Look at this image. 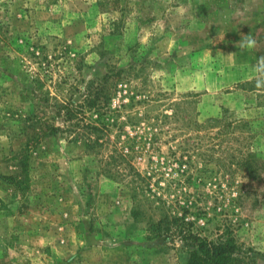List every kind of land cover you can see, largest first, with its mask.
Returning <instances> with one entry per match:
<instances>
[{
    "label": "rangeland",
    "instance_id": "rangeland-1",
    "mask_svg": "<svg viewBox=\"0 0 264 264\" xmlns=\"http://www.w3.org/2000/svg\"><path fill=\"white\" fill-rule=\"evenodd\" d=\"M260 56L264 0H0V264H185L195 238L229 236L236 264H264ZM129 67L111 106L152 102L114 115L105 147L72 140L47 105L59 131L33 139V79L78 103Z\"/></svg>",
    "mask_w": 264,
    "mask_h": 264
},
{
    "label": "trees",
    "instance_id": "trees-1",
    "mask_svg": "<svg viewBox=\"0 0 264 264\" xmlns=\"http://www.w3.org/2000/svg\"><path fill=\"white\" fill-rule=\"evenodd\" d=\"M134 69L129 67L128 69L108 70L101 78L86 84L82 101L78 103L66 97L63 99L56 97L52 102L53 99H49L48 92L43 90L44 83L41 79H33L32 83L36 84L35 91L38 94L34 95L30 102L31 110L27 119L33 121L41 133V135L36 134L33 139H41L59 131L58 127H52L42 120L43 115H39L40 111L45 110L44 105H47L55 109L59 117L63 119L66 126L65 132L69 133L72 140H84L88 151H97L105 147L110 141L106 136L111 128L118 127L114 115L124 111L129 104L132 106L144 103L149 106L152 102L147 97L144 100L136 99L138 95L133 91H128L129 95L122 97L120 104L111 106L120 92L119 85H128L132 80L137 79L138 75L134 74ZM72 86H70L71 91L75 89ZM124 98L127 102L123 101ZM113 152L115 153L111 155V159L115 161L122 158L121 153H118L116 149ZM191 247L193 249L189 252L185 264H236L241 254L234 239L230 236L221 237L217 242L195 238Z\"/></svg>",
    "mask_w": 264,
    "mask_h": 264
},
{
    "label": "clouds",
    "instance_id": "clouds-1",
    "mask_svg": "<svg viewBox=\"0 0 264 264\" xmlns=\"http://www.w3.org/2000/svg\"><path fill=\"white\" fill-rule=\"evenodd\" d=\"M219 40H223L224 37L218 36ZM240 50L254 51L257 47V41L252 34L244 35L241 34V39L237 44ZM219 55H224L223 53H218ZM233 54L227 55L226 57H231ZM225 56V55H224ZM248 80L254 84L255 89L259 91H264V56H260L256 59L255 63L250 65Z\"/></svg>",
    "mask_w": 264,
    "mask_h": 264
}]
</instances>
